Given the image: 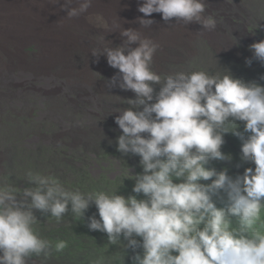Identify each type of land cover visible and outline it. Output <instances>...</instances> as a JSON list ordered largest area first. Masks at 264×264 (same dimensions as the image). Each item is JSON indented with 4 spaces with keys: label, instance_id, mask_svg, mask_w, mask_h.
I'll use <instances>...</instances> for the list:
<instances>
[{
    "label": "clouds",
    "instance_id": "1",
    "mask_svg": "<svg viewBox=\"0 0 264 264\" xmlns=\"http://www.w3.org/2000/svg\"><path fill=\"white\" fill-rule=\"evenodd\" d=\"M75 2V7L69 6L73 0L61 4L68 19L86 13L92 0ZM205 10V0H142L138 6L144 17L159 13L165 22H196L214 30L216 20ZM138 22L149 27L154 21ZM120 35L126 38L121 45L91 55H105L118 69L109 80L113 87L135 94L115 124L122 130L117 151L140 158L142 173L130 175L128 169L137 195L83 194L65 189L54 177L29 173L36 187L24 189V199L14 189L0 188V264H27L33 255L47 257L53 247L57 252L67 247L66 241L53 246L36 234L33 210L60 221L69 205L83 217L90 204L99 219L89 218V230L105 233L110 244L123 237L125 248L142 249L132 256L133 264H264V223L256 227L264 210V86L229 71L162 77L151 69L158 45L137 29H121ZM249 50L264 66V39ZM252 59L246 58V65ZM236 121L243 122L246 136L236 130ZM229 132L242 141L241 159L254 165L234 179L226 169L208 167L211 160H231L221 152ZM140 194L143 198H137Z\"/></svg>",
    "mask_w": 264,
    "mask_h": 264
},
{
    "label": "rangeland",
    "instance_id": "2",
    "mask_svg": "<svg viewBox=\"0 0 264 264\" xmlns=\"http://www.w3.org/2000/svg\"><path fill=\"white\" fill-rule=\"evenodd\" d=\"M205 2V15L216 20L214 30L194 22L191 36H184L176 28V34L169 37L158 33L156 27L145 28L142 36L158 45L151 69L162 77L193 70L210 75L229 71L236 78L264 86V66L252 59L249 50V45L264 39V0ZM100 14L96 12L84 18L81 27L71 28L81 37L82 46L71 49L63 61L53 64L46 73L22 70L14 55L0 50V188L16 190L18 199H24V189L36 187L29 173L54 177L65 189L83 194L137 195L132 192L135 181L128 169L130 175L142 173L140 158L117 151L116 139L122 130L115 124L118 111L131 107L129 99H134L135 94L113 87L109 80L118 75V69L108 65L105 55H91L93 51L99 54L107 47L119 46L126 38L113 33L108 20ZM20 52L29 61L38 47L27 42ZM246 58L252 59L250 65H246ZM84 68L87 71L83 73ZM235 123L236 130L246 136L243 122ZM223 139L221 152L230 155L231 160H211L208 167L218 172L226 169L233 179L242 175L245 168L254 167L241 159L240 138L229 132ZM137 198H143L142 194ZM217 206H222L220 200ZM33 211L36 234L52 241L53 246L57 241H66L67 247L59 252L53 247L47 257L33 255L27 264H79V260L133 264L132 256L142 252L139 248L135 252L125 248L127 241L123 237L110 244L105 233L89 230V218L99 219L94 204L83 217L72 212L69 205L60 221L48 213ZM261 223L264 210L256 227ZM237 226L236 218H232V227Z\"/></svg>",
    "mask_w": 264,
    "mask_h": 264
},
{
    "label": "bare ground",
    "instance_id": "3",
    "mask_svg": "<svg viewBox=\"0 0 264 264\" xmlns=\"http://www.w3.org/2000/svg\"><path fill=\"white\" fill-rule=\"evenodd\" d=\"M63 2L64 0H60L59 3H53L50 0H0V50L2 53L14 55L22 70L46 73L53 64L63 61L71 49L74 50L82 44L81 37L71 28L81 27L84 25V18L87 19L96 12L101 13L100 15L108 20L109 28L113 30V33L132 28L137 29L142 35L148 27L141 26L138 18L152 19L154 22L149 27H156L158 33L169 37L176 34V28L183 31L184 36L185 34L191 36L196 27L194 22L184 24L174 19L165 22L159 13L144 17V14L138 11L142 0H92L91 7L86 13L72 19H68L65 11L61 10ZM69 6H77L75 0ZM27 42H33L38 47L35 57L29 61L25 60L20 52V47ZM86 71L87 69L84 68L83 73Z\"/></svg>",
    "mask_w": 264,
    "mask_h": 264
},
{
    "label": "trees",
    "instance_id": "4",
    "mask_svg": "<svg viewBox=\"0 0 264 264\" xmlns=\"http://www.w3.org/2000/svg\"><path fill=\"white\" fill-rule=\"evenodd\" d=\"M79 237V236H78ZM80 250V249H78ZM85 255V254H84ZM48 261H43V264H47ZM79 264H98L97 262L95 261H80L78 262Z\"/></svg>",
    "mask_w": 264,
    "mask_h": 264
}]
</instances>
